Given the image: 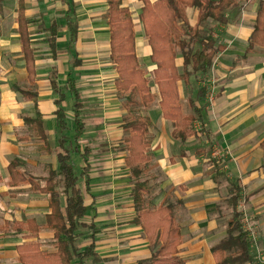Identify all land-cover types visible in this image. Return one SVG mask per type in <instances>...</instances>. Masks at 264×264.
<instances>
[{
  "label": "crops",
  "instance_id": "0c3cea01",
  "mask_svg": "<svg viewBox=\"0 0 264 264\" xmlns=\"http://www.w3.org/2000/svg\"><path fill=\"white\" fill-rule=\"evenodd\" d=\"M18 1L3 0L0 11V59L11 53L12 41L16 40L17 50L10 54V59H19L17 66L23 70L21 78L13 75L12 70L6 71L7 75L5 71L0 72V223L34 219L42 229L33 238L30 233L13 231L0 235V264H19L18 246L28 242L39 243L40 249L47 253L58 251L54 231L45 227L51 213L49 195L33 191L31 184L11 185L9 166L14 159H19L23 173L40 178L42 187L46 185L42 179L51 170L58 169L55 149L61 134L56 112L60 107L67 114V134H75L72 119L76 99L66 88L68 79L74 80L79 93L77 102L82 104L81 119L86 129L80 143L82 148L90 149L86 177L89 185L85 177L79 181L89 209L83 219L86 227L78 231L77 246L83 252L94 244L93 255L82 261L75 259L73 264H156L152 261L154 250L149 236L143 223L138 221L140 214L133 195L135 183L126 163L128 150L124 142V123L129 111L118 89L117 65L111 59L107 1L26 0L28 16L39 19L29 26L32 46L36 49L35 86L27 80ZM262 1L247 0L235 4L228 11L230 22L216 27L214 36L225 48L218 53L211 72L188 86L182 80L178 82L184 111H191V102L204 108L203 119L194 123L197 134L187 142L173 136V123L161 110L160 91L154 81L157 65L151 59L152 47L140 20L142 6L137 13L138 19L134 18L136 53L149 83L150 76L153 77L156 91L153 84L150 85L160 111L151 114L148 112L151 106L143 109L144 114L152 118L151 164L142 177H145L143 181L148 189L144 195L146 203L154 210L173 205L181 235L177 255L186 264H217L213 246L226 235V221H221L219 211L225 199L222 191L225 187L221 189V186L226 181L227 194H230V182L234 180L222 168L215 169L211 162L203 167L205 156L212 157L213 144L202 142L200 139H207L202 134L218 138L221 147L229 150L226 167L243 188V199L254 217H264V41H252ZM14 3L16 22L10 25L2 18L10 13L8 4ZM124 5L129 7L125 2ZM188 13L191 22L195 23L198 12L189 8ZM69 17L78 26L76 37L71 36ZM51 27L57 30L54 49L49 41ZM40 46L48 49L43 58L38 51ZM177 65H182L181 57L177 58ZM53 79L58 90L53 86ZM204 79L217 83V98L211 104L212 108L207 105L208 92L205 96L199 94L200 88L205 87ZM23 91L36 92L37 100L27 98ZM62 96L63 101L58 105ZM184 103L189 107L188 111ZM37 114L42 116L50 150L25 121ZM91 135L95 139L102 135L107 141H114V145L105 144L98 149L101 155H110L102 168L94 165L95 149L89 142ZM197 138L209 148L200 144L193 146V140ZM72 160L77 174L81 175L87 167L83 154L74 151ZM218 173L223 179L216 177ZM61 200L65 206V196H61ZM259 221L261 223L262 218ZM91 224L96 228L94 232ZM262 224L264 227V219Z\"/></svg>",
  "mask_w": 264,
  "mask_h": 264
},
{
  "label": "trees",
  "instance_id": "16d2710c",
  "mask_svg": "<svg viewBox=\"0 0 264 264\" xmlns=\"http://www.w3.org/2000/svg\"><path fill=\"white\" fill-rule=\"evenodd\" d=\"M108 10L107 23L111 36V59L116 63L120 74L118 89L122 100L129 111L124 123L126 132L125 148L128 150L127 166L131 171L134 186V200L139 210V222L143 226L151 241L154 254L152 261L156 264H186L177 255L181 235L174 215L173 205H165L159 209H152L147 203L144 193L148 191L146 183L140 179L148 172L151 164L149 148L152 143L150 129L152 118L144 114L157 97L146 77V71L141 67L136 53V31L134 16L125 0H106ZM143 2L140 20L145 35L152 47V61L157 65L154 81L160 91V106L163 116L172 121L173 136L187 142L197 134L194 123L203 119V107L194 102L190 103L191 111L185 112L179 94V81L186 86L193 81L198 82L202 76L208 75L213 67L218 53L225 46L218 42L214 33L216 27L228 24V11L237 3L247 0H141ZM3 0H0V11L3 10ZM27 1H18V22L21 37L22 53L28 70L27 80L31 86L36 85V49L32 46V32L29 26L39 22L36 17L28 16ZM198 12L195 23L191 22L188 9ZM259 16L255 25L252 41H264V0L261 2ZM70 16V15H69ZM72 37H76L78 26L68 18ZM49 38L51 47H55L57 30L51 27ZM1 36V29H0ZM256 42V40H255ZM182 58V65H177V58ZM56 90V81L52 80ZM66 88L76 99L73 110L72 125L74 136L68 135L66 111L61 107L56 114L61 134L57 153L58 169L51 170L45 177V187L41 186V179L28 176L20 169L21 162L14 159L10 166L11 185L31 184L33 191L49 195L51 213L47 216L46 228L51 229L57 238L58 251L47 253L40 249L37 242H28L18 246L19 264H73V261L84 260L94 254V244L83 252L77 246V235L80 228L86 227L83 219L87 215L88 206L85 203L84 190L79 185L81 177H87L90 149L82 148L81 137L86 126L81 119L82 104L78 103L79 93L74 80L68 79ZM27 98L37 100L36 92L23 91ZM207 88L199 90L200 96L207 94ZM64 96L57 101L60 105ZM31 125L45 146L50 150L48 134L44 128L41 114L25 119ZM80 151L86 160L87 167L81 175L75 171L72 153ZM209 161L215 169L221 167L210 155ZM221 176V174L219 173ZM89 185V178H86ZM231 190L229 204L232 215L226 221V235L213 246V253L217 264H260L251 253L252 240L249 231L243 224L244 214L239 210L243 188L238 182H230ZM61 196H65V206ZM92 231L95 227L89 225ZM42 227L34 219L20 222L0 223V235L15 233H30L31 238L37 237ZM28 236V237H29Z\"/></svg>",
  "mask_w": 264,
  "mask_h": 264
},
{
  "label": "rangeland",
  "instance_id": "374dc122",
  "mask_svg": "<svg viewBox=\"0 0 264 264\" xmlns=\"http://www.w3.org/2000/svg\"><path fill=\"white\" fill-rule=\"evenodd\" d=\"M125 3H126V5H128L132 9L134 18L138 19V17H137L138 14L137 13L140 11L142 3L139 0H126ZM15 9H16L15 3L14 4H10V5L8 4V10H9L10 13H8V16H5V17L2 18V21L4 23L9 22L10 25H11V24H14L16 22V19L14 18V15H16V10ZM15 42H16V40L12 41V45H11L12 51H11V53H9V55H4L3 57L1 56V59H0V72L1 71H5V73H6V71H8V70H10V71L12 70V74L13 75L15 74V75H17V78H21L23 76V70L21 69L20 66L19 67L17 66V65H19L18 64V60L19 59H14L13 61H11V59H10V54H15V52L17 50V45H16ZM46 46L48 47V44ZM47 50L43 49L42 46H40L38 48V51H39L40 55L42 56V58L44 57V52H47ZM7 56H9L8 59H7ZM15 66H17V67H15ZM54 70H56V69H54ZM54 73L57 74V72H54ZM6 75H7V73H6ZM203 82H204V80H203ZM150 83L153 84L154 91H156L152 76H150ZM206 83H207L206 86L210 87L211 90L214 91V94L216 95L215 96V99H216L217 98V92H218L217 83H215V82L209 83V80H207ZM183 97H184V93H183ZM184 100H185V98H184ZM214 102H215V100H214ZM214 102H213V104H214ZM111 104L113 105V102ZM207 105H208V107L212 108L209 99H208ZM150 106L151 107H150V110H148V112H150L151 114H154L155 112L159 114L160 111H159V106H158V101L157 100H155ZM184 107H185V110L188 111L189 107L186 105V103H184ZM155 116H156V114L154 115V117ZM89 136H87V137H89ZM205 136L207 137V139L204 138ZM87 137H85V138H87ZM92 137H94V135H91L92 141H89V142L92 143L93 148L95 149V153H94L95 156H93L94 157L93 158L94 165H97V166H99V168H102L109 161V159H110L109 156L110 155L108 157H106V155H108V154L101 155L102 153H98L99 152L98 149L103 147V145H105V144L114 145V141L113 140L111 142L107 141V138L106 137L104 138L102 135L101 136L99 135L97 137V139L92 138ZM202 137L204 138V139H200L202 142H205V143L209 142L210 144H213L212 145V153L211 154H212V158H215L214 160L221 165V167H219V168H222V170L227 172V176H229V177L233 178L234 180H236L237 178L234 175H232L230 170H228V167H226L227 162H228V157L230 156V154H228L229 150L228 149H223L221 147V144H220L218 138L214 137L212 139L211 136H209V135L207 136L206 134H202ZM88 139H86V140H88ZM200 140L198 138L193 140L192 145L196 144V146H197V145L200 144V145L205 146V144L202 143ZM207 140H209V141H207ZM181 146H184V145L181 144ZM205 147L209 148V146H207V145ZM112 153H114V152H112ZM214 153H216L215 156L213 155ZM230 153H231V151H230ZM204 164L205 165L203 167H206V166L210 165V161L208 160V158H206V156H205ZM211 165H213V164L211 163ZM75 166H77V165L75 164ZM75 169H76V172H78L76 167H75ZM216 177L218 179H223L222 178L223 176H220L219 173L216 174ZM144 178H141L140 180L143 181ZM234 180H232V181H234ZM134 183H135V181H134ZM227 185H228L227 182L224 181L223 185L221 186V189H222V187H225V188L222 189V191H223V194H224L225 199H226V200L223 199L222 204L219 207L220 208L219 211L221 210L220 211V213H221L220 215H221V219H222L221 221L222 222L223 221H227L228 218H230L231 215H232V207L230 206V204L228 202L230 194L229 193H228L229 195L227 194L228 189H229L228 188L229 186H227ZM243 198H244V196H242V198H241L242 200H241V204H240L239 208L244 214L243 224H244L245 228L249 231L250 238L252 240L251 253L256 257V259L260 262V264H264V227H263V224H262V221H263L264 217H258V218L254 217L255 214L249 209V205L245 202V199H243ZM259 218H262L261 223L259 221Z\"/></svg>",
  "mask_w": 264,
  "mask_h": 264
},
{
  "label": "built area",
  "instance_id": "2783aa9c",
  "mask_svg": "<svg viewBox=\"0 0 264 264\" xmlns=\"http://www.w3.org/2000/svg\"><path fill=\"white\" fill-rule=\"evenodd\" d=\"M206 79H204V82H203V85L208 89V94H207V97H208V99H209V101H210V103L211 104H213V102H214V100H215V94H214V91L213 90H211V88L210 87H207L206 86ZM214 156L216 155V153H214L213 154Z\"/></svg>",
  "mask_w": 264,
  "mask_h": 264
}]
</instances>
